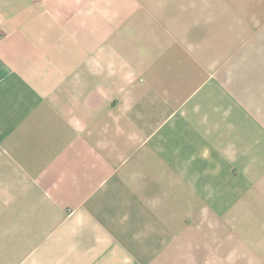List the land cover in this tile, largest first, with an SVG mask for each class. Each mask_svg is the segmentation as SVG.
Returning a JSON list of instances; mask_svg holds the SVG:
<instances>
[{
  "label": "crops",
  "instance_id": "1",
  "mask_svg": "<svg viewBox=\"0 0 264 264\" xmlns=\"http://www.w3.org/2000/svg\"><path fill=\"white\" fill-rule=\"evenodd\" d=\"M0 32V264H264V0H0Z\"/></svg>",
  "mask_w": 264,
  "mask_h": 264
},
{
  "label": "rangeland",
  "instance_id": "2",
  "mask_svg": "<svg viewBox=\"0 0 264 264\" xmlns=\"http://www.w3.org/2000/svg\"><path fill=\"white\" fill-rule=\"evenodd\" d=\"M217 186H226L225 184H223V183H217ZM202 188L205 190L206 188H207V184H203L202 185ZM255 189V188H254ZM224 190H222V192H223ZM252 191H254V190H252ZM251 194L252 195H258V197H259V195H260V193L259 192H257V191H255V192H251ZM259 200V199H258ZM256 201V202H254V206H253V208L254 209H256L257 211L259 210V208H260V201ZM242 202L240 201V204H241ZM246 209H247V207H245ZM240 209V208H239ZM255 220H258V217L257 218H255Z\"/></svg>",
  "mask_w": 264,
  "mask_h": 264
},
{
  "label": "built area",
  "instance_id": "3",
  "mask_svg": "<svg viewBox=\"0 0 264 264\" xmlns=\"http://www.w3.org/2000/svg\"><path fill=\"white\" fill-rule=\"evenodd\" d=\"M0 34H1V32H0Z\"/></svg>",
  "mask_w": 264,
  "mask_h": 264
}]
</instances>
